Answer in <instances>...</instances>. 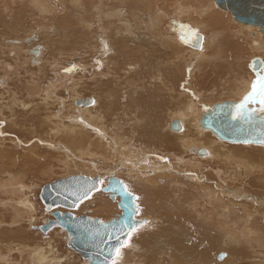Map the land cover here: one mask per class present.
<instances>
[{
    "label": "bare ground",
    "instance_id": "1",
    "mask_svg": "<svg viewBox=\"0 0 264 264\" xmlns=\"http://www.w3.org/2000/svg\"><path fill=\"white\" fill-rule=\"evenodd\" d=\"M0 8V25L9 33L26 9L50 16L48 27L42 21L27 25L21 38L0 33V226L27 215L18 231L29 236L37 213L32 187L40 179L83 175L103 177L106 185L115 177L138 181L153 195L142 204L144 234L135 247L122 249L119 264H264V145L224 144L199 122L214 97L238 102L250 91L255 74L248 69L258 71L264 61V30L237 22L214 0H0ZM180 25L198 30L200 49L178 40ZM45 35L65 48L79 40L82 57L90 52L81 66L86 70L68 86L64 63L51 57L44 65L48 47L34 45ZM212 67L222 73L214 76L215 85L200 88L196 81L204 83ZM81 92L94 93V103ZM173 121L179 130L170 129ZM111 201L96 212L112 217L98 220L120 215L118 197ZM56 209L48 213L76 210ZM87 215L81 216L97 219ZM55 228L40 234L47 236L45 246L22 243L17 255L31 248L24 250L27 264H72L57 254L55 232L61 230L66 247L68 236ZM4 233L0 262L19 264L11 258L14 246L6 244L15 234Z\"/></svg>",
    "mask_w": 264,
    "mask_h": 264
},
{
    "label": "water",
    "instance_id": "2",
    "mask_svg": "<svg viewBox=\"0 0 264 264\" xmlns=\"http://www.w3.org/2000/svg\"><path fill=\"white\" fill-rule=\"evenodd\" d=\"M214 3L220 9L229 11L234 20L237 22L257 26L262 31L264 30V0H214ZM177 38L180 42L189 47L195 49H200L201 47V42L185 43L181 38V34H178ZM29 41L30 40H27L26 42L28 43ZM37 52L38 48L35 47L32 53L36 55ZM91 102L92 101L90 99L87 100L86 103ZM239 102L240 101H225L204 109L199 121L200 126L203 129L210 130L218 139L225 142L262 145L256 142L260 139L261 133H264V125H262L259 121V113L256 114L257 119L251 123L246 119H231L230 112L234 110L233 106ZM170 129L173 131L179 130L177 121H173L170 124ZM245 140L252 142L244 143ZM81 177L89 178L83 175H69L59 181L44 185L39 193V199L44 204L46 209L54 210L56 208H61L66 211L75 210L77 207L70 208L69 206V201L75 199V197L70 193L76 191V181ZM97 178L103 177H94L91 179L95 180ZM101 186L102 185H97L103 193H109L110 199L113 201H115L116 197L119 199L117 207L120 210V215L104 223L116 222L121 217V213L124 211L121 206L122 198L119 194L113 193L109 190L108 180L104 187ZM95 192L97 191H93L91 195ZM52 216L54 218L53 220H49L44 224V226L39 228L42 233H46L53 227H59L60 229L66 231L68 236L67 247L78 253L81 258L87 260L89 264H101V261L107 258L106 252L110 245L104 246L105 256H101L99 249L96 246V237L93 235V232L100 227L99 222L101 220L89 219L85 216L74 217V215L70 212L62 214L58 211L52 213ZM137 221L144 220L141 219ZM111 243H114V241ZM221 257L222 255H219V259Z\"/></svg>",
    "mask_w": 264,
    "mask_h": 264
},
{
    "label": "rangeland",
    "instance_id": "3",
    "mask_svg": "<svg viewBox=\"0 0 264 264\" xmlns=\"http://www.w3.org/2000/svg\"><path fill=\"white\" fill-rule=\"evenodd\" d=\"M0 10H2V8H0ZM29 12V11H28ZM27 12V9H26V11H25V13L21 16V20H23V19H25V20H23V21H21L20 19H19V23H18V25L16 24V25H13L12 27H13V29L10 31V33L9 32H7V26L4 24V23H2V25H0V33L2 34H5V35H8V37L10 38V39H12V38H14V39H18V36H19V38H21V36L23 35L22 34V32H24V30L26 29V27L28 28V26H29V29H31V27H33L34 25H33V23H37V24H41L40 23V21H42V23L43 24H45V23H47V27H48V25H50V24H48L49 23V17L50 16H46V17H42V16H40V17H42V18H38L37 16H39V15H35V12H34V14L33 13H31V12H29L30 13V15H28L29 13ZM28 13V14H27ZM6 15V14H5ZM32 15V16H31ZM26 16V17H25ZM31 16V17H30ZM26 18H28V19H26ZM31 20H30V19ZM33 19V20H32ZM37 19H38V21H37ZM40 19H42V20H40ZM45 19V20H44ZM47 19V20H46ZM34 21V22H33ZM37 21V22H36ZM184 21H186V18H184ZM30 22H32V23H30ZM21 23V24H20ZM184 23H186V22H184ZM52 24V23H51ZM28 25V26H27ZM31 25H33V26H31ZM53 25V24H52ZM26 26V27H25ZM31 26V27H30ZM3 27H5V29L3 28ZM11 27V28H12ZM16 27V28H15ZM19 27H20V29H19ZM15 28V29H14ZM23 30H22V29ZM3 30H5V31H3ZM15 30V31H14ZM46 37V38H45ZM45 38V39H44ZM44 39V40H43ZM46 39H48V40H50V41H48V40H46ZM46 41H48V42H46ZM243 43V44H242ZM36 44H41L42 46L44 45V46H46V47H48V49H47V51H45L46 53H45V55H43L42 56V59H43V62H44V65L46 64L47 65V59L49 60V59H51V57H56V58H58V59H60V61H62V63H64V64H62V68L61 69H63V68H67L68 69V75H67V79H66V86H68V84H70V81H72V77L73 78H76L78 75V73L79 72H84L85 70H86V68L85 69H83L81 66H84L85 65V63H84V61H88V60H90V52H88L87 54H85L83 57L81 56V42H79V40H76L75 41V43H74V47H72V48H65L64 47V45L65 44H62V42H60V41H57L56 39H54V38H50L49 39V37L48 36H43L41 39H40V41H38V43H35L34 45H36ZM48 45V46H47ZM56 45V46H55ZM246 44L244 43V42H241V44H240V48H242V46H245ZM50 46V47H49ZM53 47V48H52ZM49 48L51 49V50H49ZM49 50V51H48ZM68 51L70 52V51H73V55L71 56V57H68V56H66V55H64V53H68ZM156 51V50H155ZM225 51L226 52H229L230 51V49H228V47H226L225 48ZM59 53V54H58ZM157 53V52H156ZM47 54V55H46ZM158 54V53H157ZM60 56H62V57H60ZM155 56V55H154ZM154 56H152V57H154ZM50 57V58H49ZM258 58H253L251 61H250V63H252V61H255V60H257ZM259 59H261V58H259ZM6 61H8L9 62V60H7V59H5ZM76 60H79V61H76ZM74 62H76V63H74ZM133 62V61H132ZM131 62L129 61V64H130ZM136 63V62H135ZM11 64V63H10ZM136 64H138V63H136ZM155 64V63H154ZM43 65V66H44ZM152 65V66H151ZM153 61L151 62V64L149 65V67H152L153 68ZM160 67V66H159ZM47 68V67H46ZM79 68V69H78ZM122 68H123V66H122ZM138 70V72H139V75L141 74V72L142 73H144V71L142 70V68H141V66H138L137 65V67H136ZM34 69H35V67H26L25 68V70L26 71H34ZM216 69L215 68H211V70H210V72H209V74H210V76H208V78L205 80V82L204 83H202V82H200V81H202V80H197L196 81V83L199 85V87L200 86H202V87H200V88H202V89H209L211 86H213V85H215V83H213V82H215V78H214V76L216 75V73L217 74H220V73H222L221 71H215ZM257 71V70H256ZM256 71H251L250 69H248V72H250L251 74H255V72ZM48 73H50V71L48 72ZM47 73V77H46V79H50L51 77H52V74L50 73V74H48ZM62 73H63V71L62 72H60L59 73V76H61L62 77ZM71 74V75H70ZM10 76V75H9ZM213 76V77H212ZM34 79H35V77H34ZM147 79V78H146ZM145 79V80H146ZM145 80H144V83L146 84V82H147V80H146V82H145ZM211 80H213V81H211ZM32 81H33V79H32ZM150 82V81H149ZM199 82V83H198ZM63 83V82H62ZM62 83H60L59 84V86H61V84ZM212 83V84H211ZM202 84V85H201ZM90 85V84H89ZM88 85V86H89ZM209 85V86H208ZM65 86V87H66ZM151 86H153V84L151 85ZM56 87H57V85H56ZM63 87V86H62ZM64 87V88H65ZM88 89L90 90V87H88ZM87 89V90H88ZM92 89V88H91ZM154 90V89H153ZM65 93H66V91H64ZM60 94L62 95V93L60 92ZM81 94H82V92H81ZM66 94H64L63 96H65ZM82 96H84V97H86L87 99H91V97H92V99H93V97H94V93H93V95L91 94V93H89V92H85V94H82ZM228 97V96H227ZM81 98H83V97H80L79 99H81ZM225 100L226 99V96L225 97H222V98H218V97H214V100H212L211 101V103L212 104H216L217 103V101L218 100H220L221 102H223L222 100ZM220 101H218V102H220ZM170 107V106H169ZM57 108V107H56ZM159 113H161L160 111H158V115H160ZM162 114V113H161ZM162 115H160V117H161ZM161 119V118H160ZM156 126V125H155ZM224 144H228V143H226V142H224ZM176 150V149H175ZM19 151V150H18ZM170 152V151H169ZM104 166H106V165H104ZM119 168H121V167H119ZM119 168H117V170L119 169ZM56 170V169H55ZM54 170V171H55ZM122 170V169H121ZM60 170H58L55 174V176H52V178L54 177V178H57V177H59V174H60ZM58 173V174H57ZM53 178V179H54ZM40 183L39 182H36V184H34L33 186H34V188L32 187V189H33V194H34V190H35V192H36V196H35V194H34V196H35V199H34V205H36L35 206V210H37V213L35 212V213H33V219H34V222H31L30 223V226H31V228H30V231H29V229H28V235L29 236H27L26 237V234L23 232V231H18V228L19 227H23V226H25V222H27V220H28V216L27 215H21L22 217H20V218H17V219H15V220H13V221H11V222H5V225L3 226V225H1L0 227V233L1 232H7V233H10L9 234V236H11V234L12 235H14L15 236V238L13 239V241L12 242H10V241H8L6 244H8L7 246H14V249H13V251L15 250V252H16V248H18V250L19 249H21V248H19L21 245H23L22 243H26L27 242V244L28 245H30L31 246V248H33L34 246H36V244L37 245H40V246H45L44 245V243H45V238L47 237L46 235H43V236H41L42 235V232L38 229V227L43 223V222H45L47 219H53V217H52V215H50L48 212H50L49 210L48 211H46L47 209L44 207V205H43V203L41 202V200L39 199V197H38V194H39V190H40V188H42V186L43 185H45L46 183H48L49 181L48 180H41L40 179ZM130 181V182H129ZM105 182H106V180H105ZM128 182V185H130V189L134 192V194L135 195H137V196H139V200H138V203H139V206H140V209H141V212L142 213H144L143 211H142V204H143V202L144 201H148L149 199L151 200V198L153 197V195L151 194V193H149V190H146L144 187H140L141 185H143L144 186V184H141L140 182L139 183H137L138 181H135L134 182V180H127L126 179V183ZM34 183V182H33ZM137 185V186H136ZM105 185H102V187H104ZM139 186V187H138ZM144 188V189H143ZM248 189L250 190V191H254V189H252V187H251V184L248 186ZM145 192V193H144ZM255 192V191H254ZM140 201V202H139ZM107 203H113L112 201H111V199L109 198V195H107V194H105V193H103L102 191H97V192H95L88 200H86V201H84L83 203H81L80 205H79V207L75 210V211H73L72 213H74V215H84V214H88V215H90V216H92V217H94V218H97V219H106V218H111L112 217V215L111 214H108V215H101L100 214V212H96L97 211V209H96V207H98V206H100L101 204H104V206H106L107 207ZM38 204V205H37ZM42 206H41V205ZM37 207H38V209H37ZM2 209H4V208H0V211L2 210ZM44 209V210H43ZM46 209V210H45ZM116 209V208H115ZM55 210H57V209H55ZM91 210H92V212H91ZM116 210H118V209H116ZM59 211V210H58ZM119 211V210H118ZM47 212V213H46ZM140 212V213H141ZM141 213V215L143 216H140V214L138 215L139 216V219H144V218H146V215H145V213L144 214H142ZM0 215H4V212H0ZM87 215V216H88ZM26 216V217H25ZM111 216V217H110ZM37 217V218H36ZM4 218V217H3ZM23 218H26V219H23ZM20 219V220H19ZM22 219V220H21ZM4 221V220H6L5 218L4 219H1V221ZM36 220V221H35ZM20 221H21V224H19L20 223ZM13 222V223H12ZM17 222V223H16ZM10 223V226H7L8 224ZM32 223H34V224H32ZM39 223V224H38ZM18 225L17 226V228H16V226L15 225ZM36 224V225H35ZM12 225V226H11ZM145 225V224H144ZM3 226V227H2ZM7 227H8V229H7ZM40 228V227H39ZM141 228L142 227H140V228H138V230H137V232L136 233H134L133 234V236H132V238H131V241H130V246H132V247H135V241H136V239H140L141 238V236H142V234H144V233H142L141 234ZM144 228V227H143ZM55 229H58V230H60L59 228H55ZM140 229V230H139ZM54 230V229H53ZM51 232H53L52 230H50V231H48V234L49 233H51ZM60 232H61V230H60ZM60 232H55V235L53 236V239L54 240H58V245H57V247H58V249H59V251H60V253H57L58 254V256L59 255H63V257H64V262H65V260L68 258L69 260H70V262L72 263V264H80L82 261H84V259H82L81 257H80V255H78V254H76V253H74V252H72L71 250H69L68 249V247H66V239L64 238V239H62L61 237H59L62 233H60ZM150 232V231H149ZM7 233H4V234H6L7 235ZM32 234V235H31ZM34 234L36 235L35 237H33L34 236ZM41 234V235H40ZM137 234V235H136ZM37 235H39V237H37ZM135 235V236H134ZM0 236H3V234H0ZM23 236V237H22ZM41 236V237H40ZM58 237V238H57ZM138 237V238H137ZM17 238H19V239H17ZM27 240V241H26ZM31 241V242H28V241ZM35 240V241H34ZM14 241H15V243H14ZM34 242V243H33ZM14 243V244H13ZM12 244V245H11ZM19 244H21V245H19ZM3 245H5V243H0V249H1V246H3ZM16 246H18V247H16ZM31 248L30 249H26V248H24V250L26 249V250H31ZM127 249V248H126ZM243 249H245V248H243ZM24 250H22V251H19V252H21V255L19 254V252H18V254H19V256L17 255V252L15 253V252H13L12 254H11V258L14 260H16L17 262H20L19 264H27V261H29V256L28 257H26L27 255H29V252H27V251H24ZM71 252V253H69V252ZM246 251H247V253H249V250H247L246 249ZM3 252H5V251H3ZM12 252V251H11ZM22 252H23V254H22ZM24 253H26V254H24ZM69 253V254H68ZM253 254V253H252ZM26 255V256H25ZM221 255V254H220ZM70 257V258H69ZM25 258H27V259H25ZM254 258H255V256H254ZM67 259V260H68ZM73 259V260H72ZM80 259V260H79ZM82 259V260H81ZM23 260V261H22ZM76 260V261H75ZM24 261H26V262H24ZM81 261V262H80ZM68 261H66L65 263H67ZM64 263V264H65ZM0 264H2L1 262H0ZM58 264H63V262H59ZM81 264H83V263H81Z\"/></svg>",
    "mask_w": 264,
    "mask_h": 264
},
{
    "label": "snow or ice",
    "instance_id": "4",
    "mask_svg": "<svg viewBox=\"0 0 264 264\" xmlns=\"http://www.w3.org/2000/svg\"><path fill=\"white\" fill-rule=\"evenodd\" d=\"M181 38L185 43L202 42L203 38L199 36L198 30L191 28L188 25H180ZM260 68L255 72V79L251 83L250 91L246 93L243 99L235 104L234 110L230 112L232 120L246 119L248 122H253L257 119L259 113V121L264 125V61H260ZM250 68L256 69V62L250 64ZM94 103V101L92 102ZM251 105V107H249ZM252 141L245 140L244 143ZM264 145V133L256 141ZM108 188L113 193L119 194L122 198L121 206L124 211L121 217L113 223H104L100 221V227L93 232L96 237V246L99 249L100 255L105 256V245H110L107 248L106 259L101 261V264H119V259L122 256V249L130 246V240L138 228L147 224V221H137L135 217L140 214V206L137 203L140 199L130 189L129 185L122 180H117L115 177H108ZM104 178L81 177L76 181V191L70 194L75 197L69 201V206L79 207L81 203L89 199L93 191H99L97 185H104ZM114 243H111L113 242ZM223 258V256L221 257Z\"/></svg>",
    "mask_w": 264,
    "mask_h": 264
}]
</instances>
